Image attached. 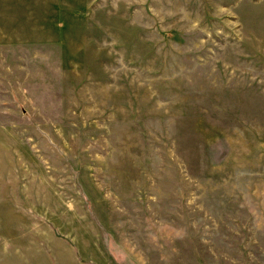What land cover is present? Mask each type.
Masks as SVG:
<instances>
[{"label":"rangeland","instance_id":"obj_1","mask_svg":"<svg viewBox=\"0 0 264 264\" xmlns=\"http://www.w3.org/2000/svg\"><path fill=\"white\" fill-rule=\"evenodd\" d=\"M0 264H264V0H0Z\"/></svg>","mask_w":264,"mask_h":264}]
</instances>
